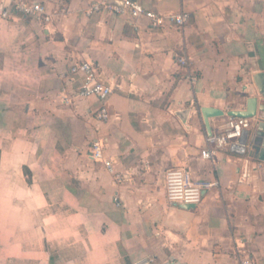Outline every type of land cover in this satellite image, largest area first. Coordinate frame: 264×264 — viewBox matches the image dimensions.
<instances>
[{"label": "crops", "instance_id": "crops-1", "mask_svg": "<svg viewBox=\"0 0 264 264\" xmlns=\"http://www.w3.org/2000/svg\"><path fill=\"white\" fill-rule=\"evenodd\" d=\"M36 1L47 24L2 16L0 0V264H264V160L236 146L200 157L201 108L222 112L212 131L255 97L247 146L264 121V0H135L186 13L182 27L87 14L100 0ZM82 60L114 86L106 121L76 95L69 67ZM95 141L121 182L92 158ZM181 167L217 182L194 208L165 198L164 172Z\"/></svg>", "mask_w": 264, "mask_h": 264}, {"label": "built area", "instance_id": "built-area-1", "mask_svg": "<svg viewBox=\"0 0 264 264\" xmlns=\"http://www.w3.org/2000/svg\"><path fill=\"white\" fill-rule=\"evenodd\" d=\"M10 8L1 12L4 17H11L13 14H19L26 17H31L35 20L47 24L51 21V14L47 11L42 2L36 0H8ZM108 0H100L93 3L87 10V14L99 12L101 9H110L120 15H128L131 20L137 21L140 18H145L152 26H161L164 23L175 24L182 27L188 16L184 12L174 15L162 16L153 11L142 7L135 0H120L121 5H111L107 3ZM13 11V12H11ZM177 63L186 68L188 66L187 58L177 57ZM71 78L75 76L81 77V86L77 89L76 95L88 98L95 97L100 103L96 117L100 121L107 120V99L113 91V85L104 83L99 78V73L96 65L92 61L82 60L74 62L69 67ZM186 78L191 82H195L196 76L188 74ZM64 104L70 103V98L59 93ZM251 117L227 115L222 123L217 125L214 130L206 135L204 145L200 151V157L205 160H213L215 153L224 150L228 147L236 146L238 149L243 148L241 142L245 131L251 128ZM103 144L100 141L92 143L90 154L94 160L101 161L107 171L111 173L116 182H121L122 174L116 173L113 170V161L111 159H104L102 155ZM245 160H249L245 158ZM259 167V163H258ZM217 182H208L205 180L193 178L188 168H169L164 172V190L165 198L169 203L193 205L197 206L202 199V192L208 189ZM151 259H145L136 264H149ZM157 264H174L169 259H165Z\"/></svg>", "mask_w": 264, "mask_h": 264}, {"label": "water", "instance_id": "water-1", "mask_svg": "<svg viewBox=\"0 0 264 264\" xmlns=\"http://www.w3.org/2000/svg\"><path fill=\"white\" fill-rule=\"evenodd\" d=\"M111 5H121V2L116 1H109ZM259 88V92L261 94L264 93L263 88H260L259 85H257ZM257 99L255 97H250L247 100V108L244 111H233L231 112V115L234 116H243V117H252L255 115V109H256ZM259 111L264 112V105L261 104L258 106ZM222 112H219L218 110H214L211 108H201V115L203 117L204 123L206 127L208 128V132L211 133V128L209 126L208 119L211 117H217L221 115ZM245 137L242 138L241 142L243 143V148L240 150V154L243 155L247 151V153H252L253 158L258 160H264V121H260L257 123L254 134L252 137H250L249 145L247 146V138H248V131H246ZM249 147V150H248ZM181 208L184 209H190L194 208L193 205H180ZM172 261V260H171Z\"/></svg>", "mask_w": 264, "mask_h": 264}, {"label": "rangeland", "instance_id": "rangeland-1", "mask_svg": "<svg viewBox=\"0 0 264 264\" xmlns=\"http://www.w3.org/2000/svg\"><path fill=\"white\" fill-rule=\"evenodd\" d=\"M164 192H165V190H164Z\"/></svg>", "mask_w": 264, "mask_h": 264}]
</instances>
